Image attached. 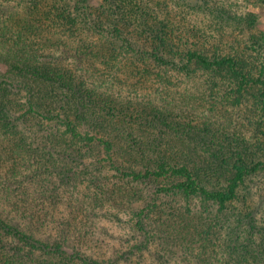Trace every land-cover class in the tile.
Listing matches in <instances>:
<instances>
[{"label": "trees", "instance_id": "1", "mask_svg": "<svg viewBox=\"0 0 264 264\" xmlns=\"http://www.w3.org/2000/svg\"><path fill=\"white\" fill-rule=\"evenodd\" d=\"M248 5L0 0V264H264Z\"/></svg>", "mask_w": 264, "mask_h": 264}, {"label": "rangeland", "instance_id": "2", "mask_svg": "<svg viewBox=\"0 0 264 264\" xmlns=\"http://www.w3.org/2000/svg\"><path fill=\"white\" fill-rule=\"evenodd\" d=\"M247 11L252 12L257 16L258 18L257 26L259 28V31L264 32V5L259 4L257 0H249ZM33 142L36 143V140L34 139ZM51 180L57 184V180H55L54 178ZM116 234L118 233L116 232Z\"/></svg>", "mask_w": 264, "mask_h": 264}]
</instances>
